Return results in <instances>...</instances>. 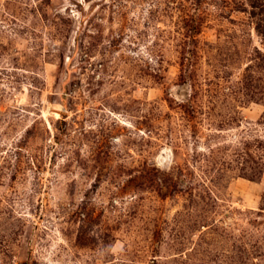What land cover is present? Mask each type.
Segmentation results:
<instances>
[{"label": "rangeland", "instance_id": "rangeland-1", "mask_svg": "<svg viewBox=\"0 0 264 264\" xmlns=\"http://www.w3.org/2000/svg\"><path fill=\"white\" fill-rule=\"evenodd\" d=\"M0 264H264V0H0Z\"/></svg>", "mask_w": 264, "mask_h": 264}]
</instances>
